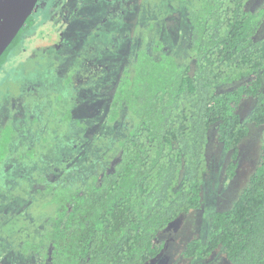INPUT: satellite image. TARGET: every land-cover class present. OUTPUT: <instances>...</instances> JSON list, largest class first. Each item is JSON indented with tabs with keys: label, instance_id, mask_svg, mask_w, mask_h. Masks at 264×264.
Wrapping results in <instances>:
<instances>
[{
	"label": "trees",
	"instance_id": "trees-1",
	"mask_svg": "<svg viewBox=\"0 0 264 264\" xmlns=\"http://www.w3.org/2000/svg\"><path fill=\"white\" fill-rule=\"evenodd\" d=\"M246 3L163 0L153 7L155 17L146 24L151 39L127 55L105 91L107 111L90 123L74 115L85 102L78 92L82 83L75 86V76L66 75L60 81L68 96L64 113L60 117L59 104L49 114L53 126L59 121L67 127L58 143L61 164L38 159L37 148L55 141L48 129L30 132L23 142L29 148L23 149L19 122L11 119L2 127L0 220L18 252L36 264H146L161 251L155 244L161 232L202 206L210 128L230 151L226 172L234 176L247 122L264 129V36L256 37L264 6L249 10ZM182 8L190 37L177 55L164 50L155 30ZM33 21L31 14L0 56V68ZM246 98L256 102L245 122L238 108ZM52 128L51 136L60 139L64 130ZM21 169L31 177L13 180L16 173L24 175ZM26 179L33 187L20 195ZM35 195L45 200L37 201L42 216L33 219L28 206ZM217 251L229 264H264V140L247 185L231 208L211 213L205 240H189L184 257L206 260Z\"/></svg>",
	"mask_w": 264,
	"mask_h": 264
},
{
	"label": "rangeland",
	"instance_id": "rangeland-1",
	"mask_svg": "<svg viewBox=\"0 0 264 264\" xmlns=\"http://www.w3.org/2000/svg\"><path fill=\"white\" fill-rule=\"evenodd\" d=\"M161 1L38 0L32 12L33 25L23 31L19 42L11 48L0 68V130L15 118V110L23 113L27 106L41 110L39 127L30 125L28 130L31 133H44L48 129V133L52 134L55 130L52 127L58 126L64 132L60 139L50 134L55 141L44 148H37L38 159L44 160V164H61L63 152L59 151L61 144L58 143L66 135L67 127L62 122L59 125V121L53 126L49 117L55 104H60L59 114L62 117L68 100L66 90H59L63 92L60 97L58 81L73 74L74 85L78 86L81 82L84 86L78 92L85 102H81L74 115L83 116L84 121L90 123L99 113H105L109 103L105 91L119 74L127 55L135 51L141 40L151 39L152 33L146 29V24L154 19L152 9H158ZM262 6L264 0H247L246 3L249 10ZM183 9L167 15L162 25L155 20L158 24L156 35L163 41L164 49L177 55L185 51L190 37V26L186 10L183 12ZM263 36L264 22L256 34L258 38ZM261 91L264 92V78ZM37 96L40 97L41 106H38ZM255 102V99L246 98L240 103L238 113L243 121ZM26 119L23 117L22 121ZM247 125L249 132L238 145L237 167L232 178L226 172L231 153L218 141L215 128H210L205 148L207 170L202 186V206L180 214L161 232L155 241L156 245H162L161 251L146 264H229L219 251L204 260L184 257V249L187 242L195 237L205 240L211 213L231 208L254 172L261 154L264 129L248 122ZM69 129L72 130L71 127ZM84 160L88 168L93 167L91 157ZM22 172L24 175H12L13 180L16 177H31L25 170ZM26 180L20 185V195H29L33 187V183ZM31 199L28 211L30 218L36 219L42 216L37 201L45 198L39 195ZM5 224L0 220V264H36L34 257L18 252L11 244L12 238ZM29 224L32 226L33 223Z\"/></svg>",
	"mask_w": 264,
	"mask_h": 264
},
{
	"label": "water",
	"instance_id": "water-1",
	"mask_svg": "<svg viewBox=\"0 0 264 264\" xmlns=\"http://www.w3.org/2000/svg\"><path fill=\"white\" fill-rule=\"evenodd\" d=\"M38 0H0V56L32 14Z\"/></svg>",
	"mask_w": 264,
	"mask_h": 264
},
{
	"label": "flooded vegetation",
	"instance_id": "flooded-vegetation-1",
	"mask_svg": "<svg viewBox=\"0 0 264 264\" xmlns=\"http://www.w3.org/2000/svg\"><path fill=\"white\" fill-rule=\"evenodd\" d=\"M171 14V13H170ZM169 14V15H170ZM34 22V21H33ZM33 22H32V24L30 25V26H27V27H25L23 30H22V33H23V31H25L26 29H29L32 25H33ZM26 24V23H25ZM25 24H24V26H25ZM23 26V27H24ZM22 35V34H21ZM165 50V49H164ZM166 51V50H165ZM123 66V65H122ZM60 81H62V79L61 80H59L58 81V83H57V85H58V91L61 89V85H60ZM59 94H60V96H62L63 95V92H58ZM37 103H38V106H41V103H40V97L39 96H37ZM25 106V105H24ZM58 107V104H55V108L53 109V110H55L56 108ZM17 109V108H16ZM14 110H15V108H14ZM16 111V113H15V118H18L17 120L14 118V119H12L14 122H19L17 125L18 126H20V128H19V130H18V136H19V138L20 139H24V140H21L22 141V143L23 142H25V137L26 136H28V134L31 132L30 130H28V127L29 126H26V125H32V123H34V124H36V126L37 127H39V125H38V123H40V119H41V114H40V112L39 111H41V110H36V109H34L33 107H30V106H27V108L25 107V109H24V111H23V113H17V110H15ZM35 116L38 118V120H32V119H34L35 118ZM23 117H27V119H26V121H31L32 123H25L26 121H22V118ZM20 141V142H21ZM22 143H20V144H22ZM15 144H18V141H16L15 142ZM20 144H18V146L20 145ZM23 145H25L24 147H23V149H25V148H29L28 147V145L26 144V143H23ZM22 149V150H23ZM42 160V159H41ZM43 162H44V160H42ZM5 167V166H4ZM0 169H1V165H0ZM48 176V175H47ZM52 176V175H51ZM0 177H2L1 176V174H0Z\"/></svg>",
	"mask_w": 264,
	"mask_h": 264
}]
</instances>
